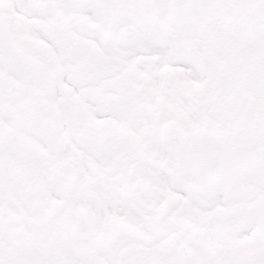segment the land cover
Here are the masks:
<instances>
[{
  "label": "snow or ice",
  "instance_id": "snow-or-ice-1",
  "mask_svg": "<svg viewBox=\"0 0 264 264\" xmlns=\"http://www.w3.org/2000/svg\"><path fill=\"white\" fill-rule=\"evenodd\" d=\"M0 264H264V0H0Z\"/></svg>",
  "mask_w": 264,
  "mask_h": 264
}]
</instances>
